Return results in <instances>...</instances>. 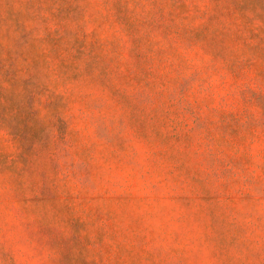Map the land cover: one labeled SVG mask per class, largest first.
Masks as SVG:
<instances>
[{"label": "rangeland", "instance_id": "obj_1", "mask_svg": "<svg viewBox=\"0 0 264 264\" xmlns=\"http://www.w3.org/2000/svg\"><path fill=\"white\" fill-rule=\"evenodd\" d=\"M0 264H264V0H0Z\"/></svg>", "mask_w": 264, "mask_h": 264}]
</instances>
